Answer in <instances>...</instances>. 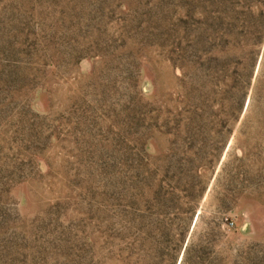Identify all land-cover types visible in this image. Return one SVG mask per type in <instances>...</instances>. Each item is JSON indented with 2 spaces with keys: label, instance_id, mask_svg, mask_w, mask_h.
I'll use <instances>...</instances> for the list:
<instances>
[{
  "label": "rangeland",
  "instance_id": "374dc122",
  "mask_svg": "<svg viewBox=\"0 0 264 264\" xmlns=\"http://www.w3.org/2000/svg\"><path fill=\"white\" fill-rule=\"evenodd\" d=\"M0 264H264V0H0Z\"/></svg>",
  "mask_w": 264,
  "mask_h": 264
}]
</instances>
